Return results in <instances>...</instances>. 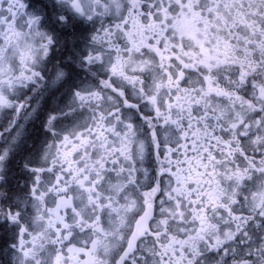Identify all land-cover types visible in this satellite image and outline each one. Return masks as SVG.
<instances>
[{"label": "snow or ice", "instance_id": "obj_1", "mask_svg": "<svg viewBox=\"0 0 264 264\" xmlns=\"http://www.w3.org/2000/svg\"><path fill=\"white\" fill-rule=\"evenodd\" d=\"M0 264H264V0H0Z\"/></svg>", "mask_w": 264, "mask_h": 264}]
</instances>
